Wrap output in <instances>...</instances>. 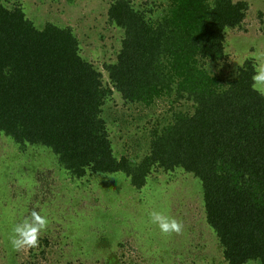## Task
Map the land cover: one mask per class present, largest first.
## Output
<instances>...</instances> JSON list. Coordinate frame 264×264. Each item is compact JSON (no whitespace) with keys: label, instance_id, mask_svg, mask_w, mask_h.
<instances>
[{"label":"trees","instance_id":"16d2710c","mask_svg":"<svg viewBox=\"0 0 264 264\" xmlns=\"http://www.w3.org/2000/svg\"><path fill=\"white\" fill-rule=\"evenodd\" d=\"M7 1V0H6ZM162 9L113 0L107 19L123 30L103 74L79 54L69 26H37L21 4L0 0V134L20 150L48 151L72 180L121 175L141 188L154 169L177 168L202 186L205 221L226 264H264V93L246 58L223 79L226 31L240 28L245 0H165ZM261 17L262 14L260 13ZM123 104L169 116L152 120L140 159L116 152L102 107ZM146 129V128H145ZM140 139V137L138 138ZM138 142L137 144H139Z\"/></svg>","mask_w":264,"mask_h":264},{"label":"rangeland","instance_id":"374dc122","mask_svg":"<svg viewBox=\"0 0 264 264\" xmlns=\"http://www.w3.org/2000/svg\"><path fill=\"white\" fill-rule=\"evenodd\" d=\"M113 0H3L21 4L39 27L46 21L72 28L79 54L103 74L115 60L123 30L107 19ZM134 6L162 9L165 0H130ZM240 28L226 31V58L206 68L226 79L252 57L264 64V0H245ZM262 14L260 17L259 14ZM264 93V88H260ZM116 152L140 159L146 149L142 134L152 120L169 116L167 101L151 109L123 104L113 91L102 107ZM146 128V129H145ZM140 137V139H138ZM140 142L139 144H137ZM35 210L48 220L37 247L15 252L8 242L15 223ZM160 211L175 218L180 233L164 234L149 222ZM0 264H226L217 238L205 221L202 186L197 177L177 168L154 169L141 188L119 175H93L72 180L38 147L17 149L0 134ZM246 264H258L250 261Z\"/></svg>","mask_w":264,"mask_h":264},{"label":"clouds","instance_id":"9594fccd","mask_svg":"<svg viewBox=\"0 0 264 264\" xmlns=\"http://www.w3.org/2000/svg\"><path fill=\"white\" fill-rule=\"evenodd\" d=\"M253 86L264 88V64H259L252 77ZM149 222L164 233H180L183 225L175 218L169 217L160 211L149 213ZM48 220L41 213L32 210L20 222L15 223L8 236L11 249L15 252L32 249L38 246L42 233L48 228Z\"/></svg>","mask_w":264,"mask_h":264}]
</instances>
